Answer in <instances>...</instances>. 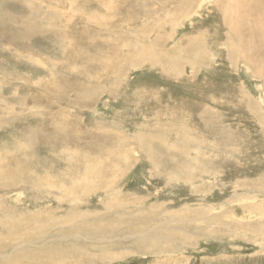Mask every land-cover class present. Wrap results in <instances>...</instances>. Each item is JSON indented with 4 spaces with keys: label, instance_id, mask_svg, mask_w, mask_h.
Masks as SVG:
<instances>
[{
    "label": "rangeland",
    "instance_id": "374dc122",
    "mask_svg": "<svg viewBox=\"0 0 264 264\" xmlns=\"http://www.w3.org/2000/svg\"><path fill=\"white\" fill-rule=\"evenodd\" d=\"M230 1L0 0V264H264V2Z\"/></svg>",
    "mask_w": 264,
    "mask_h": 264
},
{
    "label": "bare ground",
    "instance_id": "6f19581e",
    "mask_svg": "<svg viewBox=\"0 0 264 264\" xmlns=\"http://www.w3.org/2000/svg\"><path fill=\"white\" fill-rule=\"evenodd\" d=\"M260 2H264V0H233V1H230L229 3H227V5L224 7H226L225 8L226 13H228V14H230L234 10L235 6H239L238 9H236L235 11H233L231 13V17L229 19L230 23L233 24L232 28L241 30L238 20H242L245 16H249L248 12L252 11L251 8L255 7V5L257 3H260ZM258 22H259V24L263 25L262 22L261 23H260V21H258ZM244 30L245 29H242L241 32H243ZM248 34H249V32H247V35ZM250 34L252 36L251 32H250ZM247 35H246V37H247ZM248 36H250V35H248ZM257 44H259V42H258V39L256 37L255 40L253 39L252 42L248 43V47L250 48V49H248V51L254 52L255 45H257ZM10 174H15V171H12V173H10Z\"/></svg>",
    "mask_w": 264,
    "mask_h": 264
}]
</instances>
